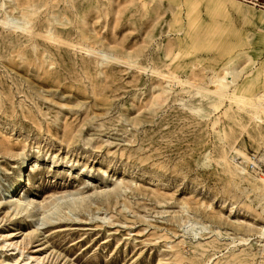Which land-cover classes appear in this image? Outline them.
<instances>
[{
  "label": "rangeland",
  "instance_id": "374dc122",
  "mask_svg": "<svg viewBox=\"0 0 264 264\" xmlns=\"http://www.w3.org/2000/svg\"><path fill=\"white\" fill-rule=\"evenodd\" d=\"M263 93L249 0H0V264H264Z\"/></svg>",
  "mask_w": 264,
  "mask_h": 264
},
{
  "label": "bare ground",
  "instance_id": "6f19581e",
  "mask_svg": "<svg viewBox=\"0 0 264 264\" xmlns=\"http://www.w3.org/2000/svg\"><path fill=\"white\" fill-rule=\"evenodd\" d=\"M263 92V91H262ZM254 105H255V107H256V109L258 110V111H262V112H264V93L263 94H261V95H259V96H257L256 97V101L254 102ZM258 116V115H257ZM262 158V157H261ZM25 173V172H24ZM264 173V172H263ZM28 177V176H27ZM23 180V179H22ZM27 180V179H26ZM260 180L261 181H264V177H262V178H260ZM23 182V181H22ZM13 188V187H12ZM11 196L13 195V194H10ZM74 199V198H73ZM73 199H72V201H73ZM58 200H59V198H58ZM19 201V204L20 203H22L23 204V201L21 200V199H19L18 200ZM25 201V205L26 206H24V208L22 209V208H20L19 206H18V208H20L21 210H26V209H28L29 207H31V209H32V207H34V206H37V205H39V203H40V201L38 202L37 201V199H35V198H32V199H30V200H24ZM62 201V200H61ZM42 203V202H41ZM55 203V202H54ZM57 203V202H56ZM61 203V202H60ZM24 205V204H23ZM54 205V204H53ZM58 205H59V203H58ZM57 204L55 205L56 207L58 206ZM61 206V205H60ZM52 207V206H51ZM55 208V207H54ZM34 209V208H33ZM55 209H58V208H55ZM29 210V209H28ZM18 212V211H17Z\"/></svg>",
  "mask_w": 264,
  "mask_h": 264
},
{
  "label": "built area",
  "instance_id": "2783aa9c",
  "mask_svg": "<svg viewBox=\"0 0 264 264\" xmlns=\"http://www.w3.org/2000/svg\"><path fill=\"white\" fill-rule=\"evenodd\" d=\"M249 1L264 8V0H249ZM250 158L251 159L247 163H245L246 168L258 175L263 174L264 170L262 166L259 164L260 161L258 158V153L257 152L250 153Z\"/></svg>",
  "mask_w": 264,
  "mask_h": 264
}]
</instances>
